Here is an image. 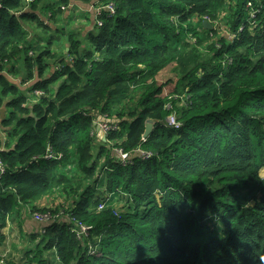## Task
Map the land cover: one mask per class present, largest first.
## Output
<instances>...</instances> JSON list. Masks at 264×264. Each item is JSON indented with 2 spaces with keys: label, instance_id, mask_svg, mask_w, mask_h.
I'll return each mask as SVG.
<instances>
[{
  "label": "trees",
  "instance_id": "trees-1",
  "mask_svg": "<svg viewBox=\"0 0 264 264\" xmlns=\"http://www.w3.org/2000/svg\"><path fill=\"white\" fill-rule=\"evenodd\" d=\"M55 1L0 0V247L28 208L55 217L26 235L24 264L49 250L57 264H264V0H100L93 30L56 33L67 56L47 76L60 54L27 26L52 30L70 3ZM5 71L39 78L23 91ZM99 115L122 119L107 141Z\"/></svg>",
  "mask_w": 264,
  "mask_h": 264
},
{
  "label": "crops",
  "instance_id": "crops-1",
  "mask_svg": "<svg viewBox=\"0 0 264 264\" xmlns=\"http://www.w3.org/2000/svg\"><path fill=\"white\" fill-rule=\"evenodd\" d=\"M60 0H56L55 2H57V5H60L59 2ZM100 0H95L90 4H84L82 2H79L77 0H69V4L67 5L68 9H63V6L61 7L62 11L59 12V14L57 16H55V24L57 26L56 27L52 25V30H45L43 27H39L36 25V23L32 24V26H27V29H29V39L34 42H42V43H47V39L52 38V42H53V46H55V39L58 37V35H56V33L61 32V30L64 32H66L67 28L69 27L70 24H73L74 26H76V28H80L82 29V33L83 36H85L89 31L94 29V24L93 19L95 18V13L97 12L96 10V4L99 2ZM48 1L47 0H43L42 2V6H44V4H46ZM54 2V0H50L49 3ZM66 5V4H65ZM71 8V9H70ZM45 14V11H42ZM48 12L47 16L53 17L52 16V12H50L49 10L46 11ZM40 17H43L42 14H40ZM53 19V18H51ZM78 19H80L81 21L78 22ZM51 22V20L49 21V23ZM53 22V20H52ZM73 22V23H72ZM78 22V23H77ZM77 23V24H75ZM62 36V40H64L62 44V46H64V50H62L61 52V57L57 58V59H49L47 60L49 63V68L47 70V76H50L52 73H54L55 68L57 67V63L62 60L64 57L63 56H67V47H68V42H66L65 38L63 35ZM61 40V41H62ZM160 73V72H159ZM4 74L15 84H17L21 90H25L27 91L32 84L38 80V76L36 75L35 80L31 83H26L23 84L22 81V77L20 75L17 74H12L9 72H4ZM158 76V75H157ZM39 91V90H38ZM42 92V91H40ZM37 93V90H36ZM42 95V93L40 94ZM4 109V112H7V108L4 106L3 108L0 109V117L2 118V113L1 110ZM1 118H0V123H1ZM97 132V131H96ZM0 135L2 137H4L5 139V135L6 133L3 132L2 129H0ZM6 141H10V140H6ZM11 142V141H10ZM15 143L13 142V144L11 145L12 148L14 147ZM10 146V147H11ZM6 148V144H3L2 147H0V152L2 150H5ZM45 199L41 200L40 204H43L42 202ZM55 202H59V201H55ZM27 211L23 212V215H18L15 216L13 218V220H11L8 224V227L5 229V233L7 234V241L6 244L2 247H0V252H7L9 253L11 251V243L10 240L11 238H13V240H15V238L17 237V232H25L27 233L26 235H28L29 233L33 232L34 227L37 228L39 223L38 221L34 220L32 214L29 212L28 208L26 209ZM22 218V220H21ZM20 234V233H19Z\"/></svg>",
  "mask_w": 264,
  "mask_h": 264
},
{
  "label": "rangeland",
  "instance_id": "rangeland-1",
  "mask_svg": "<svg viewBox=\"0 0 264 264\" xmlns=\"http://www.w3.org/2000/svg\"><path fill=\"white\" fill-rule=\"evenodd\" d=\"M48 2L50 0H47ZM63 9H68L67 6H63ZM71 9V8H70ZM81 20L78 19V22H80ZM77 22V23H78ZM73 23V22H72ZM75 23V24H77ZM219 30L221 33H225L228 34V26H223V24L220 22L219 23ZM67 31H76V26H74L73 24H70L69 27L67 28ZM230 38V36H229ZM62 40V36H58L54 43V49L57 50V52L59 54H61L62 52V44H60ZM86 42H88V40H86ZM61 55L58 57L60 58ZM182 65V66H181ZM178 64L177 62L171 64L170 66H168L167 68L163 69L157 76V79L160 80L159 82L162 83H166V87H165V94H169L174 86L175 83L177 82L178 78H180L182 76L183 73V69L184 72L185 67L184 65L181 63ZM36 97V96H34ZM171 104H168V107H170ZM96 121V120H95ZM61 200V197H52L50 199H45L41 204L42 206H48V207H54V206H58L59 202H55ZM24 211H27L26 209H24ZM20 215H22V209H19ZM52 217H55L52 213H50ZM20 233V234H19ZM17 237L15 238V240H13V238H11L10 243H11V251L9 253L5 252H0V258L3 259L2 263L3 264H7L9 263L8 261H10V263L12 264H24L25 262L28 261V257H27V250H29L30 247H32L33 242L30 240L31 238H27L25 232H17ZM53 254V255H52ZM46 259L47 261L45 262H38V261H33V262H29V264H57L58 260L56 258V254L54 253L53 250H49L47 251L46 254Z\"/></svg>",
  "mask_w": 264,
  "mask_h": 264
},
{
  "label": "built area",
  "instance_id": "built-area-1",
  "mask_svg": "<svg viewBox=\"0 0 264 264\" xmlns=\"http://www.w3.org/2000/svg\"><path fill=\"white\" fill-rule=\"evenodd\" d=\"M29 2L32 1V0H28ZM0 6H1V3H0ZM104 7L99 5L98 7H96V10L97 11H100L102 10ZM105 8H108L111 12H114L115 11V6L113 5V3H109L108 5L105 6ZM99 24H102L101 21H98ZM42 92L40 91H37V94H41ZM106 117V116H104ZM108 118V117H107ZM100 123L103 130L105 131L106 135H108V133L110 131H113L115 129L118 128V124H110V123H101L98 121V117L96 119V121L94 122L95 123ZM167 122L169 123V125L171 126H174V127H178L180 125V123L177 121V118H176V115L175 113H172L168 118H167ZM96 126V125H95ZM119 155H120V159L122 161V163H127L128 162V159L132 157L131 154L129 153H125L123 152L122 150H117ZM136 153L138 154H141L143 156H150L151 153L148 152V151H145L143 150L142 148H137V150L135 151ZM54 156V153H52L51 151H49L47 154H46V158H52ZM6 172V166L4 164V162L0 159V176L3 175L4 173ZM103 204H100V208H103ZM34 218L37 220V221H40V222H49L51 221L54 217L51 216L50 213H36L34 215ZM86 230H87V227L84 226V225H81L77 230V234L78 235H84L86 234ZM3 259L0 258V263H2Z\"/></svg>",
  "mask_w": 264,
  "mask_h": 264
},
{
  "label": "water",
  "instance_id": "water-1",
  "mask_svg": "<svg viewBox=\"0 0 264 264\" xmlns=\"http://www.w3.org/2000/svg\"><path fill=\"white\" fill-rule=\"evenodd\" d=\"M203 24L207 28L213 27L208 20H204ZM1 113H2V117H4L5 116L4 109L1 110ZM124 119H127V117H125ZM98 121L101 123L119 124V123H121L122 119L107 118V117H104L103 115H99ZM95 125H96V131H97L98 137L100 139H102L103 141H107V135H106L105 131L103 130L101 124L96 122ZM153 129H154V122L152 120H149L147 122L146 131L144 133V138H147L153 132Z\"/></svg>",
  "mask_w": 264,
  "mask_h": 264
}]
</instances>
